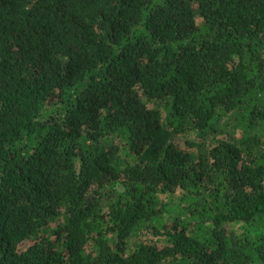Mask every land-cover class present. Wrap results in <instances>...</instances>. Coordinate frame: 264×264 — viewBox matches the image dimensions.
<instances>
[{
  "label": "trees",
  "instance_id": "1",
  "mask_svg": "<svg viewBox=\"0 0 264 264\" xmlns=\"http://www.w3.org/2000/svg\"><path fill=\"white\" fill-rule=\"evenodd\" d=\"M0 264H264V0H0Z\"/></svg>",
  "mask_w": 264,
  "mask_h": 264
}]
</instances>
